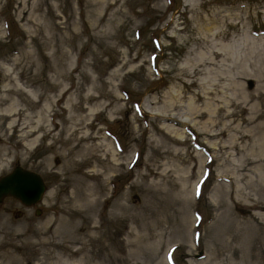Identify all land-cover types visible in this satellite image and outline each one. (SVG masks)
Segmentation results:
<instances>
[{"label": "rangeland", "instance_id": "rangeland-1", "mask_svg": "<svg viewBox=\"0 0 264 264\" xmlns=\"http://www.w3.org/2000/svg\"><path fill=\"white\" fill-rule=\"evenodd\" d=\"M212 50L247 58L241 86L218 78L229 57L200 67ZM227 97L244 112L217 114ZM248 127L264 144V0H0V177L20 166L46 187L0 203V264H264V161L234 185L240 153L217 150Z\"/></svg>", "mask_w": 264, "mask_h": 264}, {"label": "bare ground", "instance_id": "bare-ground-1", "mask_svg": "<svg viewBox=\"0 0 264 264\" xmlns=\"http://www.w3.org/2000/svg\"><path fill=\"white\" fill-rule=\"evenodd\" d=\"M245 39H248V36H246ZM244 49H248V48L245 47ZM218 57H222L223 59L229 57V59L233 60V61L230 60V64H229L228 68H225V70L220 73L218 78L219 79L225 78V77H223L224 73L226 71L230 72L229 69H234L235 72L233 74L236 77L231 78V84L230 85L234 86V85L238 84V86L239 85L241 86V83H238V79H242V77L248 76V73L246 72V70L243 69L245 66L244 63L247 62V58H244L245 60L243 63V62L239 61V60H243V59H237L233 51H232V53H230V51L223 53V52L218 51V50H212L210 52V57H207L206 59H202L203 63L200 64V67L204 64H215L216 63L215 59H217ZM198 66L195 65L194 70H198V68H199ZM237 69H239V70H237ZM249 83H251V81ZM231 89L234 90L236 88L231 87ZM218 92H219L218 91V84L214 83L213 88H211V90H207L205 94L206 95H208V94L213 95V94H217ZM205 94L196 92L195 98L197 100H203L205 98ZM168 98L170 99V100H168L170 102L169 107L176 108L178 106V104L176 103V101L178 100V96L169 94ZM227 103H230V105H232V106L234 105L235 107L239 108L240 111H242V112H244V110H245V108L240 106V104H235L234 101H232L231 99H228V97H227L225 99V101H223L222 105L217 106L216 113L217 114L222 113L225 117H230V116H233L235 114L237 115L236 110H232V111L226 110V107L228 105ZM4 110L6 112H8V111H11L12 109L5 107ZM189 110H190L189 114L194 116V117H202V116H205L206 114H212V112L206 113L205 110H201L195 106H189ZM156 118L160 119V120L170 121L173 124L180 123V121L176 117H173L169 114L159 115V116H156ZM234 121L235 120L233 119V121H231L228 124H221V126L218 127L219 128L218 131H216L215 133H213V132L207 133L205 131H203L202 133H204L205 135H208V136H212V137L213 136L215 137L218 135H223V134H225V132L227 130H230L232 128V123ZM240 121L242 123H245V124H250L252 122L251 118L246 117V116H242L240 118ZM206 122L211 127H213V124L216 125V123H214V122H216L215 119L212 118L211 116H209V118H207ZM211 122H213V123H211ZM161 128L164 130V132H166L164 134H166V136L168 135L167 137L173 143L179 144L180 142L183 143V142L187 141V140H183V138L180 137V133L177 131V129H174V128L171 129L170 127L168 128V126L161 127ZM166 129H167V131H166ZM233 129H235V126L233 127ZM187 130L191 131L192 133L193 132L195 133L194 128L190 125L187 126ZM200 133H201V131H200ZM238 133H239L238 136L233 135L232 137H230V141L227 144H221V145L219 144L218 148H217L218 151L224 150V154H226L227 156H231L232 154L238 155L240 153V155L237 157V160H236L237 164L235 162H233L232 159H230V161H232V164L234 165V171L231 172L230 170H225L226 174L223 177V179L228 181L230 184H234V185L237 183V179L242 180V179H245L247 177L248 172L250 171L249 169H252V167H249L250 164L261 163L264 161V144L261 141L256 142L254 140L252 130L249 129V127H248L246 129L242 130V132L240 130H238ZM196 136H197V138L195 140L196 145L203 147L206 151H211L210 149L207 148V146H205L203 141H201L199 139V137H198L199 132H196ZM239 140L244 143L242 145V147L240 146V143L238 142ZM249 141H250V143H249ZM187 143H188V141H187ZM188 145H190V143H188ZM168 152H173V153H176L177 155L180 154V152L175 151V150H172V151L168 150ZM188 155H189L188 157H192V158H193V155H194V157H197V155L193 151H189ZM233 158H235V157H233ZM213 159H214V155H212L209 158V161H211ZM4 164H5V160L0 159V167H2ZM193 168H194V166H191L189 169L190 176L188 175L185 177L186 183H184V185H183L184 190H187V185H189L190 177L193 174ZM257 170H258V172H257L258 176L263 180L264 179V172L262 171V169L261 170L257 169ZM237 173H239V176L237 175ZM195 189H196V184L192 183L190 195H193V193L195 192ZM241 189L242 188H240L239 186L235 188V190H238V191L239 190L241 191ZM27 207H29V206H27ZM260 208L264 209V207H260ZM258 216L263 217L261 214H259ZM192 264H196V263L192 262Z\"/></svg>", "mask_w": 264, "mask_h": 264}, {"label": "water", "instance_id": "water-1", "mask_svg": "<svg viewBox=\"0 0 264 264\" xmlns=\"http://www.w3.org/2000/svg\"><path fill=\"white\" fill-rule=\"evenodd\" d=\"M44 189V183L38 174L16 166L0 179V201L2 197L9 195L23 204L33 205L40 200Z\"/></svg>", "mask_w": 264, "mask_h": 264}, {"label": "flooded vegetation", "instance_id": "flooded-vegetation-1", "mask_svg": "<svg viewBox=\"0 0 264 264\" xmlns=\"http://www.w3.org/2000/svg\"><path fill=\"white\" fill-rule=\"evenodd\" d=\"M5 198H7V197H5ZM5 198H4V199H5ZM9 198H10V197H9ZM4 199H3V200H4ZM3 200H2V201H3ZM2 201H1V202H2ZM1 202H0V203H1Z\"/></svg>", "mask_w": 264, "mask_h": 264}]
</instances>
